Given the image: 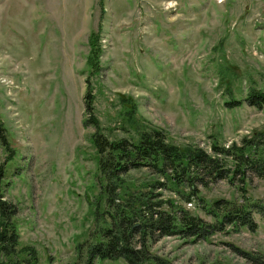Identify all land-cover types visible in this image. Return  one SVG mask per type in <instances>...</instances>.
<instances>
[{
  "label": "rangeland",
  "instance_id": "374dc122",
  "mask_svg": "<svg viewBox=\"0 0 264 264\" xmlns=\"http://www.w3.org/2000/svg\"><path fill=\"white\" fill-rule=\"evenodd\" d=\"M91 33L101 54L89 66ZM252 90L264 93V0H0V191L17 208L21 247L35 249L38 264H72L77 245L96 242L110 223L104 205L95 209L88 93L97 131L111 140L156 128L177 145L208 149L264 129V107L225 104ZM246 190L250 202L264 201V179ZM201 192L242 202L224 181ZM253 218L254 232L226 227L194 243L166 237L149 252L172 264H264V221Z\"/></svg>",
  "mask_w": 264,
  "mask_h": 264
},
{
  "label": "trees",
  "instance_id": "16d2710c",
  "mask_svg": "<svg viewBox=\"0 0 264 264\" xmlns=\"http://www.w3.org/2000/svg\"><path fill=\"white\" fill-rule=\"evenodd\" d=\"M98 39V34L89 36V66L97 63L101 54ZM91 96L86 95L87 117L83 124L96 129L90 137L99 156L100 198L96 199L95 209L104 205L107 210L103 208L102 213L106 211L110 223L96 235V242L77 245L78 258L72 264H77L80 257V264L117 260L126 264H172L152 255L148 244L166 237L194 243L223 232L226 227L254 232L258 227L254 213L264 221V201L250 202L246 197L247 185L253 179H264V129L243 137L239 144L212 140L208 149L177 145L156 128H135L134 131H141L111 140L97 131L99 123ZM244 100L232 99L225 104L231 109L244 102L257 109L264 107L262 92L252 90ZM130 116L127 123L134 124ZM138 170L147 171L148 182L137 184L128 179L132 171ZM222 181L236 188L241 203L206 200L201 189L208 190ZM189 204L193 210L187 209ZM197 211L210 221L201 218ZM17 212L0 191V256L5 264H38L35 249L23 248L19 243L14 222ZM83 249L84 256L80 255Z\"/></svg>",
  "mask_w": 264,
  "mask_h": 264
}]
</instances>
